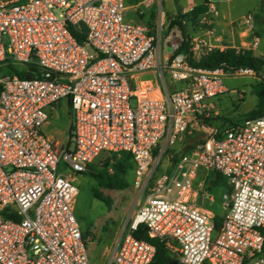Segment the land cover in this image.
<instances>
[{"label":"built area","instance_id":"1","mask_svg":"<svg viewBox=\"0 0 264 264\" xmlns=\"http://www.w3.org/2000/svg\"><path fill=\"white\" fill-rule=\"evenodd\" d=\"M126 10V0H0V264H92L76 181L103 153L123 152L139 205L109 264L153 262L156 247L134 236L140 225L179 264H264V115L174 151L197 112L227 93V74L175 55L180 43L167 53L163 24L128 21ZM210 12L219 16L213 8L203 21ZM240 23L253 29L254 15ZM228 48L244 50L213 28L193 39L196 58ZM167 77L182 88L171 93ZM61 102L73 113V148L59 150L44 126ZM202 171L228 183L219 227L197 205Z\"/></svg>","mask_w":264,"mask_h":264},{"label":"rangeland","instance_id":"2","mask_svg":"<svg viewBox=\"0 0 264 264\" xmlns=\"http://www.w3.org/2000/svg\"><path fill=\"white\" fill-rule=\"evenodd\" d=\"M260 7L264 12V1L262 0ZM249 12L256 14L257 11ZM127 20L129 19L127 18ZM205 22L207 25H211L209 20L206 19ZM165 26L166 24L161 31L163 40L171 32L169 29H165ZM193 34L194 36H199L200 31L196 33L193 32ZM179 35L181 36L180 32ZM261 50L264 52V35ZM171 51L172 46L168 44L166 52L171 53ZM244 76H238L239 78L230 77L225 80V85L230 91L228 93L229 98H227L226 107L222 109L215 105V107L210 110L204 109V111L201 112L203 110L201 109L197 112L191 120V133L185 137L184 141L176 147L174 151L182 152L186 148H192L195 144L213 136L216 130L220 131L226 129L227 126H229L228 121L232 120L235 116V118H238V114L251 112L257 107L258 99L253 93L252 88L253 83L257 80L252 78V82H250L247 77L243 78ZM167 85L171 93L182 88V84L173 83L169 77H167ZM233 90L237 91L234 92ZM48 113L49 119L44 126V132L55 142L57 148L61 150L67 146L71 139L70 126L73 121V113L66 102H61L60 105L51 108ZM71 148H73V145H71ZM162 148L163 145L157 148L158 153L155 159L159 158ZM108 157L111 156L107 153H103L92 164L93 167L100 169ZM165 168L166 164L162 163V166L158 168L157 172L160 173L164 171ZM213 178L217 180L216 175H213ZM76 183L79 186L76 215L82 226L91 263L109 264L116 243L126 222L138 209L140 194L139 189L135 186V173L134 171L131 173L129 177V188L126 191L103 190L105 194L111 197V205H107L93 196L94 189L100 190V188L89 174H83L78 177ZM208 183L209 182H207V184ZM227 191V181L225 179L224 182L220 180L211 185L208 191V197H212L214 201H211L209 198H202L199 204L205 208L216 211V215L223 217L226 214V209L224 208V195Z\"/></svg>","mask_w":264,"mask_h":264},{"label":"trees","instance_id":"3","mask_svg":"<svg viewBox=\"0 0 264 264\" xmlns=\"http://www.w3.org/2000/svg\"><path fill=\"white\" fill-rule=\"evenodd\" d=\"M209 11V1H205L202 5L194 7L187 13H180L176 17L170 19L169 30L177 29L181 33V42L176 54H185L188 57L191 65L202 69L221 68L227 75H234L241 69L252 70L259 81L253 85V92L258 99L256 109L241 115L238 120H229V126L226 129L218 131V137L225 130H228L236 125L238 121L253 119L264 115V57L254 55L252 51L228 48L224 51L212 49L209 52H203L200 58H196L193 52L194 33L201 31L204 28H212V25H207L203 20L205 14ZM153 29V28H151ZM75 38L82 43L83 36L79 35L74 28H70ZM24 77V74H20ZM225 128V127H224ZM72 124L70 126V137ZM72 143L67 144V149L71 148ZM158 153V149L154 151V156ZM104 165L100 168L89 166L88 171L84 174H89L98 184V189H94L93 196L107 205H111L112 199L105 194L103 190L110 191H126L129 188V177L135 169L131 153L123 152L120 155H110ZM217 180L224 178L215 173ZM217 181V182H218ZM223 217L216 215V223L221 226ZM134 236L139 240H145L152 243L156 249V256L151 264H171L175 261L168 252L165 244L158 239H152L148 236L147 229L144 225H140L134 232ZM85 239V237H84Z\"/></svg>","mask_w":264,"mask_h":264},{"label":"crops","instance_id":"4","mask_svg":"<svg viewBox=\"0 0 264 264\" xmlns=\"http://www.w3.org/2000/svg\"><path fill=\"white\" fill-rule=\"evenodd\" d=\"M205 1L206 0H126V7H127L126 18L129 19L128 21L145 25L149 28L153 26H155L153 28H156L160 23H162L163 26L166 24L165 29H169L170 19L176 17L180 13L189 12L194 7L202 5ZM207 1H209V10L215 8L219 13L218 17H215L211 12L207 16V20L210 21L212 28L218 34L224 37L231 38L237 47H241L245 50L252 51L254 55L258 57H264V52L261 50V45L263 43V35H264V12L260 7L261 0H219V1L207 0ZM249 11H257L256 14L253 13L254 15L253 29H246L240 23L241 17L246 15L247 13H251ZM170 31H171L170 34L165 37V41L163 44L164 51H166L168 44L172 46L173 44L180 43L181 41V36L179 35V31L177 29H172ZM254 34H256L260 39V44L258 47L252 46V40ZM230 77L239 78L238 76L235 75H227L225 80H227ZM246 77L249 79L250 82H252V78L254 80L255 79L257 80L256 82L253 83V85H255L259 81V79L254 74L244 76L243 78ZM226 88H227L226 94L212 100L211 103L213 104L214 107L215 105H217L218 108H222V109L226 107L225 105L227 104V98H229L228 93L230 92L227 86ZM233 91L236 92L237 90H233ZM203 111L204 109L201 112ZM245 114H238V117ZM235 117L233 119L238 120V118ZM216 132H218V130H216L215 133ZM183 141L184 140H182L181 143ZM69 142H71V139ZM190 149L186 148L182 152L189 151ZM213 175H215L214 172L202 171L200 173V176L196 181V187L200 188L201 186H203V193L198 197L197 205L204 209L210 210L216 214V211L205 208L199 204V201L202 198H209L211 201H214L212 197H208V191L211 188V185L217 183V180L213 178ZM211 178H213L214 181ZM207 182L209 183L207 184Z\"/></svg>","mask_w":264,"mask_h":264},{"label":"water","instance_id":"5","mask_svg":"<svg viewBox=\"0 0 264 264\" xmlns=\"http://www.w3.org/2000/svg\"><path fill=\"white\" fill-rule=\"evenodd\" d=\"M171 264H179L177 261H173Z\"/></svg>","mask_w":264,"mask_h":264}]
</instances>
